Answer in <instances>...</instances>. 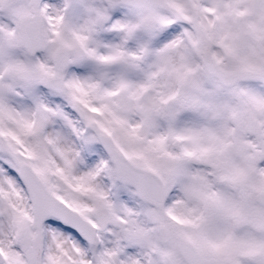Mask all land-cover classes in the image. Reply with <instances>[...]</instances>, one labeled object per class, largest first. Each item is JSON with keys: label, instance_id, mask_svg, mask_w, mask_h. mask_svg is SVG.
I'll return each instance as SVG.
<instances>
[{"label": "snow or ice", "instance_id": "1", "mask_svg": "<svg viewBox=\"0 0 264 264\" xmlns=\"http://www.w3.org/2000/svg\"><path fill=\"white\" fill-rule=\"evenodd\" d=\"M0 264H264V0H0Z\"/></svg>", "mask_w": 264, "mask_h": 264}]
</instances>
